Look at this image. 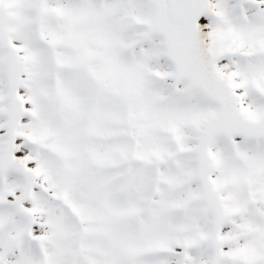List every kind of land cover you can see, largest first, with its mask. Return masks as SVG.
<instances>
[{
    "label": "snow or ice",
    "instance_id": "6c2138e0",
    "mask_svg": "<svg viewBox=\"0 0 264 264\" xmlns=\"http://www.w3.org/2000/svg\"><path fill=\"white\" fill-rule=\"evenodd\" d=\"M0 264H264V0H0Z\"/></svg>",
    "mask_w": 264,
    "mask_h": 264
}]
</instances>
